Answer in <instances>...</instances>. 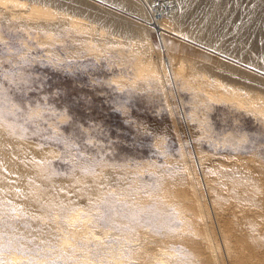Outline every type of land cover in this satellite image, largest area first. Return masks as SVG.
I'll return each mask as SVG.
<instances>
[{
  "label": "bare ground",
  "instance_id": "bare-ground-1",
  "mask_svg": "<svg viewBox=\"0 0 264 264\" xmlns=\"http://www.w3.org/2000/svg\"><path fill=\"white\" fill-rule=\"evenodd\" d=\"M105 1L140 20L91 0H0V23L19 22L50 39L65 30L73 32L66 35L71 41L83 36V42H125L136 77L163 87L171 110L175 96L168 85L181 78L199 106L223 100L264 119V0H181L185 14L154 10L145 0ZM168 32L188 47L172 50ZM20 126L0 109V261L5 264L36 259L50 264L39 245L51 247L58 258L57 252L69 260L71 255L70 264H264V162L258 153L212 155L205 162L197 137V145L191 143L196 156L181 154L182 171L151 165L161 193L150 202L138 167L122 162L110 167L108 159L88 156L83 148L87 155H78L70 145L61 152L69 172L60 173L53 163L59 149L29 139ZM129 172L134 179L125 183ZM122 196L128 198L122 202ZM175 198L185 207L175 206ZM121 203L127 209L115 207Z\"/></svg>",
  "mask_w": 264,
  "mask_h": 264
},
{
  "label": "rangeland",
  "instance_id": "rangeland-1",
  "mask_svg": "<svg viewBox=\"0 0 264 264\" xmlns=\"http://www.w3.org/2000/svg\"><path fill=\"white\" fill-rule=\"evenodd\" d=\"M91 1L102 6L108 4L105 7L140 20L134 13L108 1ZM145 1L154 10L159 6L170 13L186 12L181 0ZM16 23L19 22L10 23L5 18L0 23V34L3 33V38H0V109L5 112L6 118L21 123L23 126L20 127L30 132L29 139L59 149L60 153L53 160L58 172H69V167H66L69 166V159L65 158V152L63 159L61 152L72 146V152L78 155L86 152L88 156L95 154L97 156L92 157L108 159L112 163L110 167L121 162L129 167H138L141 188L147 186L144 190L152 196L150 202H154L161 191L160 182L153 174L154 166L151 165L157 163L166 169L177 166L182 171L184 163L181 154L186 151L196 156L194 144L199 143L205 162L212 155L235 153H258L264 162V119L261 113L253 114L247 108H238L223 100H211L209 109L208 106H199L190 88L185 89L183 82L180 83L181 78L168 85L173 89L172 99L175 96L172 102L176 103L173 102L174 110H171L163 87L155 86L154 80L146 76L136 77L132 52L130 47L127 48L129 44L123 42L122 45L118 41L122 46L120 50L117 41L103 43L88 38L89 41L84 39L83 42V36L71 41L72 35L70 39L66 36H70L71 31H66V34L65 30L56 32L58 39L56 36L50 39L39 29ZM169 33H166V38L172 50L188 47L189 44L182 41V46ZM151 34L158 44V35L153 29ZM202 114H209V119L204 120ZM230 132L234 133L233 136ZM191 134L193 137H190ZM197 137H200V142H197ZM133 179L129 172L124 182ZM122 198L124 202L128 197ZM175 199V206L185 207L181 198ZM115 207L127 209L126 204L122 203ZM102 225L107 226L105 223ZM4 237L8 239L10 235L5 234ZM39 247L38 251L42 256L46 254L49 262L51 260L50 264H70L72 256L70 260L69 256L62 255V258L61 249L57 255L60 254L59 258L65 261L67 258L68 263L53 254L51 247L48 250L41 245ZM4 250L7 251L6 248ZM72 251L71 254L74 253ZM30 264L43 262L36 259Z\"/></svg>",
  "mask_w": 264,
  "mask_h": 264
},
{
  "label": "snow or ice",
  "instance_id": "snow-or-ice-1",
  "mask_svg": "<svg viewBox=\"0 0 264 264\" xmlns=\"http://www.w3.org/2000/svg\"><path fill=\"white\" fill-rule=\"evenodd\" d=\"M0 264H4V262L3 261H0Z\"/></svg>",
  "mask_w": 264,
  "mask_h": 264
}]
</instances>
